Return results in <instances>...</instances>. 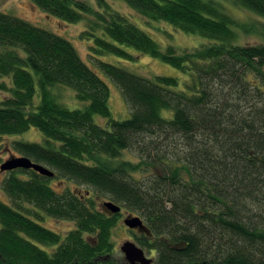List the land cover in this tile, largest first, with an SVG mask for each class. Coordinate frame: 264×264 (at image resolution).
Wrapping results in <instances>:
<instances>
[{
  "label": "trees",
  "instance_id": "obj_1",
  "mask_svg": "<svg viewBox=\"0 0 264 264\" xmlns=\"http://www.w3.org/2000/svg\"><path fill=\"white\" fill-rule=\"evenodd\" d=\"M98 1L101 11L81 0H32L65 23L91 16L81 38L94 42L95 68L68 39L0 12V93L8 94L0 96V143L38 129L45 145L12 147L55 173L3 172L0 264H126L113 241L122 214L99 209V199L144 218L151 235L134 238L156 252L154 264H264V43H238L240 33L264 36V0H232L253 23L237 21L222 0H123L150 22L213 41L182 53L172 44L163 50ZM119 45L182 71L189 83L180 90L177 78L99 59H137ZM107 79L122 92L126 120L113 117ZM61 88L85 106L67 107ZM53 180L81 193L59 192ZM46 217L74 228L62 235L42 224Z\"/></svg>",
  "mask_w": 264,
  "mask_h": 264
},
{
  "label": "rangeland",
  "instance_id": "obj_2",
  "mask_svg": "<svg viewBox=\"0 0 264 264\" xmlns=\"http://www.w3.org/2000/svg\"><path fill=\"white\" fill-rule=\"evenodd\" d=\"M81 1L88 3L96 11H101L102 9H104L102 6H100L98 0ZM105 1L113 10H116L121 14L127 16L133 23H135L144 31L148 32L160 44L163 50L168 44H172L179 50L180 53H182L184 51H193L197 48H200L204 45H209L213 42L212 40L204 38L200 35L186 34L180 30L174 29L172 26L166 23L150 22L149 20L138 15L123 0ZM222 1L226 6L227 11L240 23H253L257 21L256 16L244 9L235 6L232 0ZM0 12L22 18L38 27L54 32L68 39L74 44L76 49L79 51L81 58L84 59L85 62L89 63L93 68H95V65L93 64L90 58V56H92V54H90V48L94 46V42L93 40H84L81 38L82 33L86 31L89 26V22L91 20L90 15H86V17L77 24L65 23L53 16L47 15L45 12L35 6L32 0H0ZM259 21L264 24L263 19ZM238 43L242 45L261 44L264 43V36L240 33ZM119 46L130 54H133L135 57H137V59L135 61H125L124 59H121L115 55H104L101 56L99 59L124 67L137 75L147 78H151L153 76H168L177 78L180 82V90L185 89L186 85L189 83L190 77L182 71L165 64L159 59H154L147 55L140 54L132 48L121 45ZM100 74L104 76V74H102L101 72ZM107 80L111 88L110 107L113 117L116 120L120 121L128 119L130 117V112L127 108L121 90L117 87L115 83H113L109 79ZM6 81L8 83L10 82L8 79H6ZM56 93L60 101L70 109H78L83 108L85 106L84 103L80 102L76 98V94L72 90L61 88L57 89ZM0 96L7 97L8 94L0 93ZM39 102L40 96L39 94H37L35 97V104H39ZM97 121H101V119L97 117ZM14 142H33L45 145L46 138L43 133L36 128H31L27 132L20 135L4 137L0 143V159L2 160L0 166L13 156H22L13 149L12 144ZM44 166L49 168L46 165ZM4 176L5 174L0 170V181L4 178ZM52 185L59 192L64 191L66 188H70L75 192L81 193L79 190L76 189V186L70 182L63 183L59 182L58 180H53ZM0 198L4 201H7V198L5 197L1 189ZM108 200L109 199H99V209L102 210L101 204ZM130 214L138 216L135 213H130L124 210L122 212V217L119 221V224L114 231L113 241L115 242L116 248L119 252L120 247L127 241H132L137 244L134 238V234L136 232L131 231L127 226L124 225L123 222L124 219H126ZM42 224L62 235L67 234L69 230L74 228V223L72 222L58 221L49 217H46ZM147 254L149 258H153L150 253ZM117 256L118 260L122 259L125 262L123 253H118ZM125 263L128 264L127 262Z\"/></svg>",
  "mask_w": 264,
  "mask_h": 264
},
{
  "label": "water",
  "instance_id": "obj_3",
  "mask_svg": "<svg viewBox=\"0 0 264 264\" xmlns=\"http://www.w3.org/2000/svg\"><path fill=\"white\" fill-rule=\"evenodd\" d=\"M18 169L34 170L50 178L55 176L53 171L41 164L35 163L25 156H13L0 166L1 172H10ZM104 208L107 213H119L121 211V207L113 202H105ZM124 223L130 230H138L141 233H148L147 228L138 217L129 216L125 219ZM121 251L128 264H154V259L148 258L147 253L132 241L125 242L121 246Z\"/></svg>",
  "mask_w": 264,
  "mask_h": 264
},
{
  "label": "bare ground",
  "instance_id": "obj_4",
  "mask_svg": "<svg viewBox=\"0 0 264 264\" xmlns=\"http://www.w3.org/2000/svg\"><path fill=\"white\" fill-rule=\"evenodd\" d=\"M42 165V164H41ZM44 166V165H43ZM45 167V166H44ZM47 168V167H46ZM48 169H50V168H48ZM25 170V169H24ZM51 170V169H50ZM52 171V170H51ZM38 173V172H37ZM40 174V173H39ZM40 175H42V174H40ZM42 176H44V175H42ZM45 177H47V176H45ZM55 177V176H54ZM54 177H52V178H54ZM48 178H50V177H48ZM105 202H113V201H111V200H108V201H105ZM105 202H103L102 204H101V207H102V210H104L105 208H104V203ZM113 203H115V202H113ZM116 205H118V206H120L119 204H117V203H115ZM121 207V211L119 212V213H107L105 210V212L107 213V214H109V215H115V214H122V212L124 211L123 210V208H122V206H120ZM138 215V214H137ZM129 216H133V217H138V218H140L141 219V221L143 222V225L147 228V230H148V233H141V232H139L138 230H131V231H133V232H136L137 234H146V235H151V231H150V229H149V227L147 226V224H146V222H145V220H144V218L142 217V216H140V215H138V216H134L133 214H130ZM128 216V217H129ZM124 221H125V219H124ZM123 221V222H124ZM124 225H125V223H124ZM126 226V225H125ZM139 246V245H138ZM140 247V246H139ZM140 248H142V247H140ZM143 249V248H142ZM144 250V249H143ZM145 251V250H144ZM146 252V251H145ZM118 253H122V251H121V247H120V252L117 250V254ZM151 255H152V257L154 258L155 256H156V252H153V253H150ZM147 257L149 258V256H148V254H147ZM152 258V259H153ZM124 259H125V256H124ZM125 262H126V260H125Z\"/></svg>",
  "mask_w": 264,
  "mask_h": 264
}]
</instances>
